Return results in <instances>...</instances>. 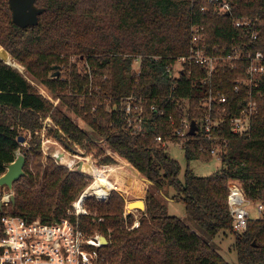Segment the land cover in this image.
<instances>
[{
	"label": "trees",
	"instance_id": "1",
	"mask_svg": "<svg viewBox=\"0 0 264 264\" xmlns=\"http://www.w3.org/2000/svg\"><path fill=\"white\" fill-rule=\"evenodd\" d=\"M229 1L232 17L259 18L264 23V0ZM36 5L45 8L38 24L22 28L12 20L9 0H0V44L60 102L55 106L0 58V175L22 148L23 131L31 136L25 175L14 185L16 201L4 204L0 216L60 220L90 185V177L45 156L42 130L50 117L53 125L46 136L58 133L72 147L80 145L88 154L96 150L102 164L115 163L104 155L110 149L151 182L147 209L133 229L128 227L134 215L125 219V199L118 192L113 190L107 201L96 198V186L84 192L88 214L80 221L91 232L108 237V244L99 249L105 263L231 264L211 241L230 231L236 236L240 264H264V218L249 219L247 229L235 233L228 204L230 180L239 181L249 200L264 203V77L257 96L261 111L253 118L249 135L232 133L226 122L216 141L198 133L182 143L175 130L184 115L192 120L204 115L201 103L210 86L199 77V67H193L192 74L188 66L175 75L169 72L177 57L189 52L193 24L206 26L207 46L214 54H224L244 41L251 49L264 50V24L261 38L249 41L231 16L204 12L203 0H36ZM136 58L141 59L139 71L134 67ZM54 65L61 66L56 77ZM242 71L218 66L213 87L228 95V119L247 102L246 92L233 88ZM128 96L141 99L144 106L141 129L126 119L121 100ZM108 101L115 110L109 109ZM169 142H181L185 149L188 168L183 180L179 162L167 154ZM216 146L221 149L222 168L209 176L195 175L190 160H211ZM166 187L175 190L172 199L185 205L186 217L208 239L167 212L153 191ZM3 194L0 186V200Z\"/></svg>",
	"mask_w": 264,
	"mask_h": 264
},
{
	"label": "built area",
	"instance_id": "2",
	"mask_svg": "<svg viewBox=\"0 0 264 264\" xmlns=\"http://www.w3.org/2000/svg\"><path fill=\"white\" fill-rule=\"evenodd\" d=\"M203 3L205 4L202 8L204 12L213 10L217 15L227 14L232 17V5L229 0H203ZM232 23L243 29L244 36L249 41H257L262 36L264 23L259 18L232 17ZM206 39V26L204 24H193L190 28L189 52L177 57L169 68V72L175 75L179 73L178 71L184 72L187 66L190 74H192L193 67H199L202 73L199 77L210 86L201 103L205 113L198 120L194 119L198 126L196 134L200 133L209 140L216 141L222 131L223 124L228 122L232 133L249 135L253 118L261 111L257 96L260 95L259 84H261L264 77V50L251 49L247 45L248 42L244 41L234 45L224 54H214L209 51ZM140 62L141 59L136 58L135 63L139 64L137 71H139ZM221 64L228 65L232 70H243V75L235 80L233 88L235 92L245 91L247 102L237 114L229 117V119L226 113L229 102L228 95L222 89L213 87L218 66ZM39 94L46 97L55 106L60 102V99L55 98L51 93H48V95L42 91ZM121 102L130 125L141 129L144 119V106L141 99L137 101L134 96H128L122 99ZM107 104L110 110L116 109L115 105L111 107L110 101ZM191 124L192 119L184 115L175 130L182 143L188 139ZM45 129L44 126L43 130ZM157 139L162 140L160 136ZM100 142H103V140H100ZM181 142L178 144L182 146ZM111 152L113 153L112 150L106 149L104 155L112 156V154H109ZM211 153L214 156L217 155L220 159V146L212 148ZM103 166L106 167L107 164ZM70 169L83 173L75 168ZM86 190L87 188L84 192ZM112 190L122 194L116 187ZM84 192L70 205L67 216L60 220L43 222L39 218L30 220L10 213L0 216V264H108L103 261L99 250L106 245L100 240L101 236L104 235L109 242L108 237L99 231L91 232L90 228L81 224V215L88 214L85 208ZM12 194H14V191L8 190L4 195L5 205L11 202ZM110 194L104 199L95 197L98 200L107 201ZM249 201L239 181L230 180L228 204L233 217V231L235 233H242L247 229L250 217L244 204ZM259 208L264 210V203L261 202ZM131 213L134 215V221L131 226L127 224L129 229L137 227L140 224L141 217H138L135 211ZM127 214H129L128 211H125L126 220ZM99 220L101 221L102 218H99Z\"/></svg>",
	"mask_w": 264,
	"mask_h": 264
},
{
	"label": "rangeland",
	"instance_id": "3",
	"mask_svg": "<svg viewBox=\"0 0 264 264\" xmlns=\"http://www.w3.org/2000/svg\"><path fill=\"white\" fill-rule=\"evenodd\" d=\"M0 48L6 49L1 44H0ZM9 56H10L9 59L5 58L6 61H8L12 65V67H15L16 69L20 70V72L24 75V77L27 78L28 81L36 88L38 93L42 91L46 92L47 94L49 93V91L44 88V85L41 83V81L32 77L27 72L26 67L22 65L10 52H9ZM138 65H139L138 63L134 64L136 70H138ZM67 112L77 123L83 124V122L76 115L70 113L69 111ZM44 123L49 124L50 125L49 127L53 125V121L50 117H48L44 121ZM84 126L85 128H88L86 125ZM49 127H47L45 130H42V135H43L42 149L45 156H59V163L64 162L65 164H68L70 166L68 160L70 159V157L74 158L73 155L76 154L79 157H91L92 162L95 166L99 167L100 169L105 168L103 166L104 164L100 162L102 156L100 157V155H97L96 150L88 154L84 148L80 147V145H76L74 149H76L78 153L72 152L68 148H66L65 145L56 136L45 135ZM60 133L63 134L62 131H60ZM22 136L25 139L23 143H20L22 148H19L16 154L17 156L20 154L24 155L26 157V162H27L26 150L29 149L31 146L29 142L31 136H29L27 133H24V131L22 133ZM166 151L171 158L179 162L181 166L179 177L181 180H183L185 172L188 168V161L186 158L184 147H182L178 143L169 142L167 144ZM109 154H112V157L116 161L113 164H107V165H109L110 167H117L116 170L111 173V175L109 174L110 180L116 183V185L119 188V191L122 193L120 194L118 191L115 190L125 199V203H126L125 211H127L128 202L136 199L146 200L147 192L151 189V185L144 179L145 177L136 168H134L131 165L129 161H127L121 156L116 155L115 153L111 152ZM53 158L55 159V157ZM78 161L79 160H77V162ZM222 166H223L222 162L217 155H215L211 160L192 159L189 162V168L192 170V172L195 175L198 176H209L219 171L222 168ZM86 173L88 174V172ZM90 178H91V183L94 182V178L93 177ZM89 186L87 187V189L89 188ZM96 187H97L96 192H98L99 196L101 197L108 196V194L110 193L108 189L104 188V184L97 185ZM153 191L165 204L166 210L169 214L183 218L194 230H196L204 238L208 239V236L202 230H199L195 226V224L186 217L185 205L180 201L172 199V196L175 194V190L173 188L166 187V189L162 190L161 192L154 188ZM7 192L8 190L4 187L3 197ZM3 197L0 200V203L3 202ZM100 199H104V198H100ZM260 205L261 202L258 200H250L249 202H246L244 204V206L249 212L250 219L264 218V210L259 208ZM135 207H138V205H134L131 209H134ZM142 212L144 211H135V214L139 217L142 215ZM211 241H212V246L216 248V250L224 257V259H226L231 264H240L235 249V241H236L235 234H233L230 231H226L225 234L221 233L217 235L215 238H213Z\"/></svg>",
	"mask_w": 264,
	"mask_h": 264
},
{
	"label": "water",
	"instance_id": "4",
	"mask_svg": "<svg viewBox=\"0 0 264 264\" xmlns=\"http://www.w3.org/2000/svg\"><path fill=\"white\" fill-rule=\"evenodd\" d=\"M9 5L12 10V20L14 24L25 28L29 26H35L39 22V16L45 11V8L38 7L36 5V0H9ZM3 53L9 54V52L2 48V53H0V58L5 61L7 64L11 65L3 56ZM12 66V65H11ZM53 70H56V72L53 74V77H56L60 75L61 73V66L60 65H54L52 67ZM20 71V70H19ZM45 128L49 127L50 125L47 123H44ZM198 130V126L195 122V120H192L191 124V130L190 135H195ZM55 136L65 145L66 148H68L70 151L78 153L76 149H74L65 138H62L60 134L56 133ZM24 137H19V142H24ZM56 161H59V156H55ZM26 163V157L22 154L18 155L16 159L9 163L7 166L6 171L0 175V186L6 187L9 191H14V185L15 183L23 176L25 175L24 166ZM80 171V170H79ZM85 173L84 171H81ZM87 174V173H85ZM89 175V174H87ZM90 176V175H89ZM148 183H151L149 179L144 178ZM89 197V196H88ZM87 196H84V199H86ZM16 198L15 194H12L11 202L15 203ZM4 205V201L0 203V208H2ZM134 205H138V207H135L134 209H131ZM147 205L145 199H136L128 202L127 204V211L128 213H131L133 211H146ZM100 240L102 243L107 244L108 240L103 235L101 236Z\"/></svg>",
	"mask_w": 264,
	"mask_h": 264
},
{
	"label": "bare ground",
	"instance_id": "5",
	"mask_svg": "<svg viewBox=\"0 0 264 264\" xmlns=\"http://www.w3.org/2000/svg\"><path fill=\"white\" fill-rule=\"evenodd\" d=\"M0 53H2L1 48H0ZM3 56L6 59L10 58L9 54L7 53H3ZM73 156L74 158L70 157V159L68 160L70 166L68 164H65L64 162H60V163L69 166L72 169L75 168L80 171H84L85 173L88 172V174L94 178L93 184H91V186L85 192L91 190V187L100 184L102 185L104 184V188L108 189L109 191H111L115 187L119 190L116 183L110 180L111 173L115 171L117 167H110L109 165H107L104 169H100L99 167L93 164L91 157H79L78 155H73ZM77 160L79 161L77 162ZM106 197L107 196L103 198Z\"/></svg>",
	"mask_w": 264,
	"mask_h": 264
}]
</instances>
